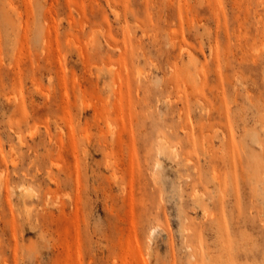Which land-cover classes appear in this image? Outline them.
I'll list each match as a JSON object with an SVG mask.
<instances>
[{"label":"rangeland","instance_id":"1","mask_svg":"<svg viewBox=\"0 0 264 264\" xmlns=\"http://www.w3.org/2000/svg\"><path fill=\"white\" fill-rule=\"evenodd\" d=\"M259 176L264 0H0V264H264Z\"/></svg>","mask_w":264,"mask_h":264},{"label":"bare ground","instance_id":"2","mask_svg":"<svg viewBox=\"0 0 264 264\" xmlns=\"http://www.w3.org/2000/svg\"><path fill=\"white\" fill-rule=\"evenodd\" d=\"M109 1H110V0H109ZM114 1H115V0H114ZM146 1H147V0H146ZM147 3H148V2H147ZM110 4H111V3H110ZM173 4H174V3H173ZM210 4H211V3H210ZM126 6H127V4H126ZM111 8H112V7H111ZM127 8H128V7H127ZM209 8H210V7H209ZM209 8H208V9H209ZM97 10H98V9H97ZM171 10H172V8H171ZM130 11H132V10H130ZM83 12H85V11L83 10ZM145 12H146V11H145ZM145 12H144V13H145ZM177 12H178V11H177ZM93 14H94V13H92L91 16H92ZM101 14H102V13H101ZM80 15H81V14H80ZM114 15H115V14H114ZM146 15H147V14H146ZM119 16H120V14H119ZM82 17H83V16H82ZM104 17H105V16H104ZM114 17H115V16H114ZM148 17H149V16H148ZM105 18H106V17H105ZM172 18H173V16H172ZM118 19H119V18H118ZM121 20H122V19H121ZM243 20H244V19H243ZM118 21H119V20H118ZM179 21H180V20H179ZM91 22H92V21H91ZM246 22H247V21H246ZM142 26H143V25H142ZM123 28H124V27H123ZM130 28H131V27H130ZM141 28H142V27H141ZM239 29H240V28H239ZM93 31H95V30H93ZM123 31H124V30H123ZM136 31H137V30H136ZM168 31H169V30H168ZM98 32H100V31H98ZM141 32H142V31H141ZM100 33H101V32H100ZM101 34H102V33H101ZM143 34H145V32H144ZM102 35H104V34H102ZM125 38H126V37H125ZM130 38H131V36H130ZM70 39H71V38H70ZM245 39H246V38H245ZM93 40H94V38H93ZM93 40H92V41H93ZM132 40H133V39H131V41H132ZM177 40H178V39H177ZM184 40H185V38H184ZM69 41H70V40H69ZM71 41H72V40H71ZM133 41H135V40H133ZM84 42H85V41H84ZM128 42H130V41L127 40V43H128ZM138 42H139V41H138ZM140 42H141V41H140ZM238 42H239V41H238ZM73 43H74V42H73ZM87 43H89V41H88ZM123 43H124V42H123ZM132 43H133V42H132ZM135 43H136V42H135ZM185 43H187V42H185ZM244 43H245V41H244ZM93 44H94V43H93ZM119 44H120V43H119ZM124 44H125V43H124ZM128 44H129V43H128ZM179 44H180V43H179ZM68 45H69V44H68ZM70 45H71V44H70ZM91 45H92V44H91ZM106 45H107V44H106ZM129 45H130V44H129ZM140 45H141V44H140ZM66 46H67V44H66ZM122 46H123V45H122ZM132 47H133V46H132ZM184 47H185V46H184ZM184 47H183V48H184ZM69 48H70V47H69ZM79 48H80V47H79ZM92 48H93V47H92ZM118 48H119V47H118ZM88 49H89V48H88ZM111 49H112V48H111ZM129 49H130V48H129ZM129 49H128V50H129ZM133 49H134V48H133ZM136 49L138 50V48H136ZM136 49H135V50H136ZM120 50H121V49H120ZM120 50H119V51H120ZM137 50H136V51H137ZM252 50H253V49H252ZM80 51H81V50H80ZM131 51H132V50H131ZM173 51H174V50H173ZM126 52H127V51H126ZM128 52H129V51H128ZM179 52H180V51H179ZM250 52H251V51H250ZM120 53H121V52H120ZM124 53H125V50H124ZM182 53H183V51H182ZM79 54H80V53H79ZM91 54H92V52H91ZM126 54H127V53H126ZM133 54H134V53H133ZM250 54H251V53H250ZM122 55H123V54H122ZM127 55H128V54H127ZM127 55H126V56H127ZM130 55H131V54H130ZM215 55H216V54H215ZM131 56H132V55H131ZM253 56H254V55H253ZM257 56H258V54H257ZM133 57H134V56H133ZM191 57H193V56L191 55ZM121 58H122V57H121ZM145 58H146V57H145ZM189 58H190V57H189ZM189 58H188V59H189ZM218 58H219V57H218ZM133 59H134V58H133ZM133 59H132V60H133ZM192 59H193V58H192ZM252 59H253V58H252ZM128 60L132 61L130 58H129ZM133 61H134V60H133ZM133 61H132V62H133ZM190 61H191V60H190ZM238 61H239V60H238ZM254 61H255V60H254ZM193 62H194V61H193ZM193 62H192V64H193ZM243 62H244V61H243ZM189 63H190V62H189ZM255 63H257V62H255ZM102 64H103V63H102ZM133 64H134V63H133ZM251 64H252V63H251ZM129 65H131V64H129ZM190 65H191V64H190ZM102 66H103V65H102ZM106 66H107V65H105V67H106ZM132 66H133V65H132ZM134 66H136V65H134ZM256 66H257V65H256ZM97 67H98V66H97ZM169 67H170V66H169ZM127 68H128V67H127ZM132 68H134V67H132ZM250 68H251V67H250ZM134 69H136V68H134ZM169 69H170V68H169ZM108 70H109V69H108ZM121 70H122V69H121ZM129 70H130V69H129ZM176 70H177V69H176ZM250 70H251V69H250ZM257 70H258V69H257ZM136 71H137V70H136ZM112 72H114V71H112ZM137 72H138V71H137ZM137 72H136V73H137ZM251 72H252V70H251ZM259 72H260V71H259ZM121 73H122V72H121ZM130 73H131V72H130ZM175 73H176V72H175ZM131 74H132V73H131ZM131 74H130V76H131ZM256 74H258V73H256ZM122 75H123V74H122ZM137 75H138V74H136V76H137ZM260 75H261V73H260ZM96 76H97V75H96ZM120 76H121V75H120ZM136 76H134V77H136ZM164 76H165V75H164ZM164 76H163V77H164ZM198 76H199V75H198ZM257 76H258V75H257ZM126 77H127V76H126ZM131 77H132V76H131ZM141 77H142V75H141ZM141 77H140V79H141ZM164 78H165V77H164ZM132 79H133V78H132ZM136 79L138 80V78H136ZM174 79H175V78H174ZM177 79H178V78H177ZM200 79H201V77H200ZM163 80H164V79H163ZM206 80H207V79H206ZM130 81L132 82L131 78H130ZM138 81H139V80H138ZM177 81H178V80H177ZM133 82H134V81H133ZM140 82H142V81L140 80ZM126 83H128V82H126ZM182 83H183V82H182ZM133 84H134V83H133ZM139 85H140V84H139ZM172 86H173V85H172ZM178 86H180V85L178 84ZM182 86H183V85H182ZM133 87L135 88V86H133ZM125 88H126V87H125ZM178 88H179V87H178ZM193 88H194V86H193ZM193 88H192V89H193ZM200 88H201V87H200ZM118 89H119V88H118ZM195 89H196V88H195ZM210 90H211V89H210ZM119 91H120V90H119ZM122 91H123V90H122ZM125 91H126V90H125ZM129 92H130V91H128V93H129ZM132 92H133V91H132ZM199 92H200V91H199ZM169 93H170V92H169ZM82 94H84V93H82ZM125 94H126V93H125ZM132 94H133V93H132ZM136 94H137V93H136ZM138 94H139V93H138ZM196 94H199V93L197 92ZM218 94H219V93H218ZM120 95H121V93H120ZM178 95H179V94H178ZM123 96H124V95H123ZM214 97H215V96H214ZM139 98H140V97H139ZM139 98H138V99H139ZM197 98H198V97H197ZM130 99H131V98H130ZM185 99H186V98H185ZM74 100H76V99H74ZM176 100H177V99H176ZM181 100H182V99H181ZM122 101H123V100H122ZM177 101H178V100H177ZM199 101H200V100H199ZM100 102H101V101H100ZM109 102H110V101H109ZM124 102H125V101H124ZM128 102H129V101H128ZM144 102H145V101H144ZM181 102H182V101H181ZM213 102H214V101H213ZM203 103H204V102H203ZM82 104H83V103H82ZM204 104H205V103H204ZM72 105H73V104H72ZM83 105H84V104H83ZM129 105H130V104H129ZM131 105H132V104H131ZM133 107H134V106H133ZM136 107H137V106H136ZM94 108H95V107H94ZM134 109H135V107H134ZM131 111H133V109H132ZM137 111H138V110H137ZM181 111H183V110H181ZM181 111H180V112H181ZM134 112H135V111H134ZM144 112H145V111H144ZM142 113H143V112H142ZM146 113H147V112H146ZM182 113H183V112H182ZM131 114H133V113L131 112ZM147 114H148V113H147ZM223 114H224V113H223ZM134 115H135V114H134ZM134 115H132V117H133ZM137 115H138V114H137ZM107 116H108V115H107ZM119 116H120V115H119ZM146 116H147V115H146ZM178 116H179V115H178ZM224 116H225V114H224ZM134 117H135V116H134ZM183 117H184V116H183ZM220 117H221V116H220ZM120 118H121V117H120ZM178 118H180V117H178ZM222 118H223V117H222ZM99 119H100V118H99ZM134 119H136V118H134ZM181 119H182V117H181ZM181 119L178 120V123L181 121ZM190 119H191V118H190ZM190 119H189V123H190L189 125H191ZM225 119H226V118H225ZM136 120H137V119H136ZM138 120H139V119H138ZM107 121H108V120H107ZM180 124H181V122H180ZM208 124H209V123H208ZM111 125H112V124H111ZM139 125H140V124H139ZM180 126H181V125H180ZM139 129H140V128H139ZM139 129H138V130H139ZM182 129H184V131L187 129V130H186L187 132L185 131L184 134H186V135L189 137V139H190V141H191L192 144H195V142H194V140H193V133H192V131H190L191 129H189L188 127H185V128H182ZM182 129H181V130H182ZM203 129H204V128H203ZM217 130H218V129H217ZM113 131H114V130H113ZM176 131H177V130H176ZM195 131H196V130H195ZM200 131H201V130H200ZM200 131H199V132H200ZM223 132H224V131H223ZM125 133H127V132H125ZM170 133H172V131H171ZM202 133H203V132H201V134H202ZM114 134H115V133H114ZM207 134H208V133H207ZM154 135H155V134H154ZM176 135H178V134H176ZM199 137H200V136H199ZM199 137H198V138H199ZM203 137H204V136H203ZM206 137H207V136H206ZM206 137H205V138H206ZM160 138H161V137H160ZM163 138H164V137H163ZM224 139H225V138H224ZM113 140H114V138H113ZM160 140H161V139H160ZM187 140H188V139H187ZM222 140H223V138H222ZM171 141H172V140H171ZM203 141H205L204 138H203ZM203 141H202V143H204ZM232 141H234V140H233V139L230 140V143H233ZM188 142H189V141H188ZM173 143H174V141H173ZM185 143H186V142H185ZM227 143H228V141H227ZM168 144H169V143H168ZM175 146H176V145H175ZM191 146H192V145H191ZM193 146H195V145H193ZM206 146H207V145H206ZM227 146H228V145H227ZM227 146H226V148H227ZM140 147H141V146H140ZM157 147H158V146H157ZM157 147H156V148H157ZM180 147H181V146H180ZM185 147H186V146H185ZM204 147H205V146H203V148H204ZM207 147H208V146H207ZM83 149H84V148H83ZM141 149H142V148H141ZM163 149H164V148H163ZM163 149H162V151H163ZM204 149H205V148H204ZM206 149L208 150V148H206ZM86 150H87V149H86ZM167 150H168V149H167ZM181 150H182V149H181ZM107 151H108V150H107ZM124 151H125V150H124ZM147 152H148V150H147ZM191 152H192V151H191ZM75 153H76V152H75ZM85 153H86V152H85ZM85 153H84V154H85ZM170 153H171V152H170ZM185 153H186V152H185ZM185 153H184V154H185ZM208 153H209V152H208ZM199 154H200V153H199ZM85 155H86V154H85ZM160 155H161V154H160ZM167 155H168V154H167ZM208 155H209V154H208ZM118 156H119V155H118ZM122 156H123V155H122ZM192 156H193V155H191V157H192ZM227 156H228V155H227ZM169 157H170V156H169ZM172 157H173V156H172ZM186 157H187V156H186ZM191 157L188 156V157L186 158V161H187V163H189V164H190V162L192 161ZM232 157H233V156H232ZM184 158H185V157H184ZM177 160H178V159H177ZM195 163H196V162H195ZM198 163H199V162H198ZM198 163H197V164H198ZM11 164H12V163H11ZM15 164H16V163H15ZM191 164H194V163H191ZM232 164H234V163H232ZM16 165H17V164H16ZM109 167H110V166H109ZM212 174H213V173H212ZM231 174H232V173H231ZM258 175H259V174H258ZM215 176H216V175H215ZM216 177H217V176H216ZM216 177H215V178H216ZM212 178H213V177H212ZM189 179H190V178H189ZM217 179H218V177H217ZM214 180H215V179H214ZM258 180H259L258 182H260V183H264V177L259 176V177H258ZM216 181H217V180H216ZM254 181H256V177H253V179L250 180L251 183L254 182ZM22 190H23V189H22ZM24 191H25V190H24ZM25 192H26V191H25ZM20 194H21V193H20ZM20 194H19V195H20ZM24 194H25V193L23 192V195H24ZM199 194H201V193H199ZM26 195H28V194H26ZM201 195H202V194H201ZM198 196H199V195H198ZM19 197H21V195H20ZM24 198H25V197H24ZM20 199H21V198H20ZM20 199H19V200H20ZM22 200H24V199H22ZM221 201H222V200H221ZM20 202H22V201H20ZM20 202H19V203H20ZM23 202H24V201H23ZM220 204H222V202H220ZM21 205H23V203H21ZM205 211H206V210H205ZM202 213H203V212H202ZM207 216H208V215H207ZM219 217H220V216H219ZM237 223H238V222H237ZM153 236H154V235H153ZM196 238L198 239V237H196ZM263 246H264V245H263ZM262 261H263V260H262ZM253 263H254V261H253Z\"/></svg>","mask_w":264,"mask_h":264}]
</instances>
